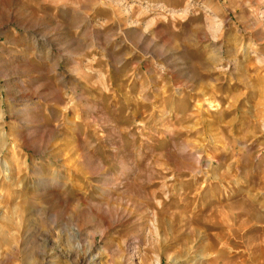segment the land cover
<instances>
[{
  "label": "rangeland",
  "instance_id": "1",
  "mask_svg": "<svg viewBox=\"0 0 264 264\" xmlns=\"http://www.w3.org/2000/svg\"><path fill=\"white\" fill-rule=\"evenodd\" d=\"M0 264H264V0H0Z\"/></svg>",
  "mask_w": 264,
  "mask_h": 264
}]
</instances>
